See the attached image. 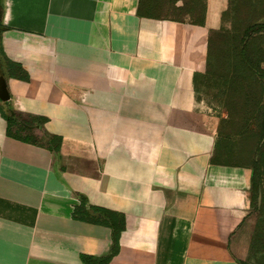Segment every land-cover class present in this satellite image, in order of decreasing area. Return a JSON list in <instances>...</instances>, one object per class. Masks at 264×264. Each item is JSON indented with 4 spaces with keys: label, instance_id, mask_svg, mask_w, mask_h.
Here are the masks:
<instances>
[{
    "label": "crops",
    "instance_id": "obj_1",
    "mask_svg": "<svg viewBox=\"0 0 264 264\" xmlns=\"http://www.w3.org/2000/svg\"><path fill=\"white\" fill-rule=\"evenodd\" d=\"M169 1L184 3L0 0V111L60 137L54 155L0 114V264L106 254L110 230L71 218L80 197L124 218L108 264H237L251 169L211 163L217 134L192 115L230 0H204L194 22L163 14Z\"/></svg>",
    "mask_w": 264,
    "mask_h": 264
},
{
    "label": "rangeland",
    "instance_id": "obj_2",
    "mask_svg": "<svg viewBox=\"0 0 264 264\" xmlns=\"http://www.w3.org/2000/svg\"><path fill=\"white\" fill-rule=\"evenodd\" d=\"M168 3L169 8L163 5L161 9L163 14L179 20L200 19L202 0H184L183 5L179 6L170 1ZM262 16L264 0H231L223 30L210 39L208 74L198 84L200 86L195 97L197 107L192 113L199 123L194 125L201 130L219 132L229 139L241 134L248 121L257 118L250 134L219 148L225 163L251 164L253 156H256L257 161L253 168L255 179H259L260 183V204L257 206L255 193V208H252L228 241L231 256L237 264H264V153L259 163L255 150L259 135L257 126L264 123V112L260 103L261 87L253 74L257 64L264 59V37L258 38L262 34H254L258 33L255 32V22L261 20ZM248 30L249 35L243 44L241 35ZM261 67L264 64L261 63ZM33 138L43 143L45 137L36 128L33 129Z\"/></svg>",
    "mask_w": 264,
    "mask_h": 264
},
{
    "label": "trees",
    "instance_id": "obj_3",
    "mask_svg": "<svg viewBox=\"0 0 264 264\" xmlns=\"http://www.w3.org/2000/svg\"><path fill=\"white\" fill-rule=\"evenodd\" d=\"M203 3H204V0H202V3H201V13L203 12ZM230 7H231V0L229 3V8L227 12L225 13V17H224L225 21H226V17L228 15ZM201 13H200V18H201ZM261 18H262L261 20L255 22V24L257 25L255 32H258V33H254V34H258V35L262 34V36H259L258 38L264 37V16H262ZM222 30H223V26L219 28V30L211 32L209 35L208 50H207V65H206L205 73L200 79V82L204 80V78H206V75L208 74L207 70L209 66L210 39L217 33L221 32ZM248 33H249V30L246 33H243L241 35V41L243 44L246 42L247 36L249 35ZM263 47H264V44H263ZM262 54L264 55V51ZM260 62L264 64V59L260 60ZM261 63L257 64L256 68L253 70V74L255 76V79L258 85L261 87L260 89L262 92L260 93V100H261L260 103L262 105L261 107L264 112V106H263L264 80L262 81V79L264 78V67L263 68L261 67ZM200 82H197V83L195 82L196 88L200 86L198 85L200 84ZM0 114L6 122V132L8 136L13 137L17 140L23 141L25 143L45 146L54 155H56L59 152L60 137L48 134L43 130L44 119L39 118V117L29 116L27 114L17 113V112L4 113L0 111ZM256 120H257L256 117L249 120L246 127L241 132V134L233 136V137H237V139H232L233 137H231V139L225 138L223 137V134L216 132L217 137H216L215 145L213 148V154L211 157V163L213 164L227 165V166H243V167H248L251 169L252 208H255V205L253 202L254 194L256 193L257 196H258V192H260L261 194L259 179H255L254 168H253L257 164L256 156H253L251 164L225 163L222 161L219 148L221 147V145H226V143L232 144L236 142L237 140L239 141L240 138L246 137L248 134H250V132L252 131L251 128H253L252 125L256 123ZM257 127L259 128L258 130L259 135H258V143L256 145L255 150L257 153V159L260 163V161L262 160V155H263L262 153H264V141H262L264 138V123L258 124ZM36 128H39L43 136L45 137L44 139L41 138L42 140H44L43 143H39V141L36 138H33V129H36ZM71 218L73 220H79V221L86 222V223L104 226L110 230L111 244L106 254L101 255V256H90V255L80 256V260L83 264H108L110 260L117 254V251H118L119 237L124 227L123 216L116 212L105 209V208L90 206L86 203L84 198L80 197V203L72 211Z\"/></svg>",
    "mask_w": 264,
    "mask_h": 264
},
{
    "label": "water",
    "instance_id": "obj_4",
    "mask_svg": "<svg viewBox=\"0 0 264 264\" xmlns=\"http://www.w3.org/2000/svg\"><path fill=\"white\" fill-rule=\"evenodd\" d=\"M7 99H8V95H7V90H6V87H5V81L0 76V100L2 102H4ZM262 141H264V139ZM260 200H261V194H260V192H258V196H257V206H259Z\"/></svg>",
    "mask_w": 264,
    "mask_h": 264
}]
</instances>
